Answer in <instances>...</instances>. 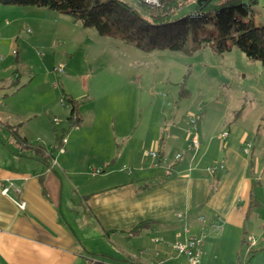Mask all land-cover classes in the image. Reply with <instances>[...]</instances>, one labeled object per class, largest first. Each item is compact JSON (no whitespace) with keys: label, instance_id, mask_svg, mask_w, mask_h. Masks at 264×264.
<instances>
[{"label":"crops","instance_id":"crops-1","mask_svg":"<svg viewBox=\"0 0 264 264\" xmlns=\"http://www.w3.org/2000/svg\"><path fill=\"white\" fill-rule=\"evenodd\" d=\"M36 8L0 5V48L12 43L15 36L9 38L10 34H6L9 31L15 34L20 27L26 29L24 25L39 24L41 20L32 15ZM5 18L10 22H5ZM27 32L30 34L22 33V41L37 44L38 33L29 27ZM20 75L18 70L11 77L0 74V81H8L7 86L0 88L6 91L2 99L18 92L5 96L16 89L9 84L13 78H18L21 84ZM198 110L199 107L195 112ZM1 112L12 114V118L21 117L14 110L8 113L0 108ZM205 112L204 108L198 125L201 143L198 151L191 147L185 118L184 124L171 121L173 125L168 130L161 129L158 136L148 130L149 141L129 147L122 161L134 170L125 180H112L111 172L89 186L86 183L96 176L92 171L97 166L74 168L73 158L65 157L68 149L58 160L55 155L52 165L47 166L37 154L55 145L41 144V134L33 142L29 134L22 132L29 142L16 138L13 141L24 150L30 148L32 153L26 156L9 145L7 155L0 160V264H150L157 260L186 264V256L174 247L179 239L177 234L185 225L192 234L202 229L209 233L200 264H264V221L257 232L247 229L252 210L250 193L257 172L256 163L251 170L245 151V143H249L247 134L240 131L233 137L229 131L224 137L228 130L219 133L218 126L205 118ZM80 118L84 120L81 115ZM65 144H70V138ZM149 148L163 151V163L168 164L154 167L152 159L144 155ZM178 153L182 154L180 159H176ZM215 163H224L226 168L214 175L207 167ZM59 165L72 183L71 191H64ZM166 166L173 168L171 175L166 174ZM108 180L116 182L108 185ZM7 187L8 193H4ZM16 201H26L27 205L22 208ZM179 211L188 214L187 222L178 218ZM200 214L206 216L207 222L199 221ZM210 220L218 221L221 230L211 231ZM144 221L150 223L139 234L128 236ZM115 235H124L134 242L137 252L131 254L119 247L118 253L124 254L120 257L91 243L94 239L112 241ZM248 235L256 237L258 249L251 257L248 247L244 248ZM185 238L183 233L181 239Z\"/></svg>","mask_w":264,"mask_h":264},{"label":"rangeland","instance_id":"rangeland-1","mask_svg":"<svg viewBox=\"0 0 264 264\" xmlns=\"http://www.w3.org/2000/svg\"><path fill=\"white\" fill-rule=\"evenodd\" d=\"M126 1L134 5L138 2ZM193 5L190 3L185 10ZM36 9L32 15L41 20L39 24L24 25L26 29L20 27L15 34L9 31V38L15 36L11 45L0 48V74L11 77L18 70L24 85L6 99H2L6 91L0 89L1 111L14 110L21 115L12 118V114H0V160L7 155L9 145L26 156L32 153L30 148L24 150L13 141L15 136L6 126L10 122L18 126L19 134H29L33 142L41 134V144L58 145L57 160L68 149L65 157L73 158L74 168L97 166L92 173L101 172L86 185L95 184L97 178L111 172L112 180H125L134 170L122 161L131 145L149 141L148 130L156 136L161 129L168 130L173 125L171 121L183 123L185 118L190 127L189 114L196 113L199 107L197 112L201 110L202 116L205 108V118L218 126L219 133L232 131L233 137L240 131L246 133L254 149L259 205L251 208L247 229L257 232L264 221V64L249 58L238 47L221 55L210 46L194 54L169 49L145 52L101 36L95 28L84 27L68 14ZM7 21L10 19L5 18ZM28 27L38 33L37 44L22 41V33L27 35ZM60 63L65 65L63 73L56 72ZM7 85L8 81L0 88ZM184 85L191 90L190 97L181 94ZM70 97L78 101L84 118L79 126L69 119ZM63 135L70 138L69 145L58 143V137ZM161 164L164 167L168 163ZM58 169L61 170L60 165ZM61 174L64 191H71L69 177L62 170ZM115 182L108 180L107 184ZM248 236L244 248L250 251ZM112 238L99 242L94 239L91 243L120 257L124 254L118 253L119 247L131 254L137 252V246L126 236Z\"/></svg>","mask_w":264,"mask_h":264},{"label":"trees","instance_id":"trees-1","mask_svg":"<svg viewBox=\"0 0 264 264\" xmlns=\"http://www.w3.org/2000/svg\"><path fill=\"white\" fill-rule=\"evenodd\" d=\"M159 1L160 4L155 6L146 3L145 0H138L135 5L126 0H0V4L56 10L72 16L84 27L95 28L101 36L132 44L145 52L169 49L194 54L210 46L215 54L221 55L233 47H238L249 58L264 64V4H261V0ZM190 3L194 5L185 10ZM6 82L1 80V83ZM18 83V78H13L9 83L16 88L12 93L24 87ZM181 94L190 97L192 92L184 85ZM69 101L71 102L69 119L75 125H79L82 120L79 103L72 97ZM6 126L16 139L24 143L29 142L27 137L19 134L18 126L10 123ZM64 138L65 135L61 139L58 137L60 146H64L62 142ZM58 148V145L48 151L44 148L42 153L38 152L37 157L47 166H51ZM158 152L162 159L163 151ZM247 154L253 171L255 168L253 147ZM250 196L251 208L259 205L255 183ZM149 223L150 221L140 223L128 232V236L139 234ZM257 251L258 249L254 247L249 256Z\"/></svg>","mask_w":264,"mask_h":264},{"label":"built area","instance_id":"built-area-1","mask_svg":"<svg viewBox=\"0 0 264 264\" xmlns=\"http://www.w3.org/2000/svg\"><path fill=\"white\" fill-rule=\"evenodd\" d=\"M146 3L150 5H159L160 1L159 0H145ZM65 69V65L63 63H60L58 68H56V72L58 73H63ZM201 120V112H196V113H190L189 118H188V123L190 127H188V132L190 136V144L191 147L198 151L201 147L200 139H199V121ZM229 133L225 132L223 134L224 137L228 136ZM63 144L67 142V138L65 137L63 139ZM252 149V145L250 143H247V146L245 148V151L249 153ZM145 156L149 157L153 161V166L156 168H159L161 166V163L163 160L159 157V152L157 149H150V150H145ZM182 157L181 153H178L176 155V159H180ZM226 166L224 163H215L212 165H209L207 167V171L210 173L214 174L217 173L220 170L225 169ZM101 170H96L93 172L94 175L100 173ZM165 172L167 175H171L173 173V168L170 166H166ZM9 188H4V193H8ZM18 205L22 208H25L27 203L26 201H16ZM177 216L180 220L186 221L188 220L189 216L185 211H179L177 213ZM198 219L201 222H207V218L205 215L200 214L198 215ZM209 227L211 231H220L221 230V224L216 221V220H210L209 221ZM183 233H185L186 238L181 239L183 236ZM208 231L205 229H202L198 234H192L190 232V228L185 225L182 229L181 232L177 234L178 240L174 244L175 249L178 251L179 254H184L187 258V263L186 264H200L201 262V257L204 252V244L205 240L208 235ZM247 242L249 245V249H253L256 246V237L254 235H249L247 238ZM249 251V252H250ZM151 264H172V263H167L165 260H157L154 263Z\"/></svg>","mask_w":264,"mask_h":264},{"label":"water","instance_id":"water-1","mask_svg":"<svg viewBox=\"0 0 264 264\" xmlns=\"http://www.w3.org/2000/svg\"><path fill=\"white\" fill-rule=\"evenodd\" d=\"M199 2H202V0H199Z\"/></svg>","mask_w":264,"mask_h":264}]
</instances>
